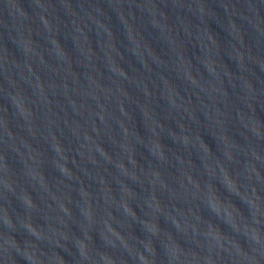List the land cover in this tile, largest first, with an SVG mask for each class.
<instances>
[{"label":"water","instance_id":"obj_1","mask_svg":"<svg viewBox=\"0 0 264 264\" xmlns=\"http://www.w3.org/2000/svg\"><path fill=\"white\" fill-rule=\"evenodd\" d=\"M0 264H264V0H0Z\"/></svg>","mask_w":264,"mask_h":264}]
</instances>
